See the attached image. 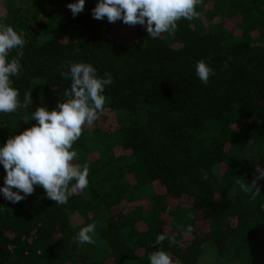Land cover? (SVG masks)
Here are the masks:
<instances>
[{
    "label": "trees",
    "instance_id": "obj_1",
    "mask_svg": "<svg viewBox=\"0 0 264 264\" xmlns=\"http://www.w3.org/2000/svg\"><path fill=\"white\" fill-rule=\"evenodd\" d=\"M74 2L0 5V24L26 41L11 78L20 107L0 113V147L36 123L38 107L63 102L67 62L113 77L103 113L72 148L74 163L89 167L88 187L64 205L40 186L18 203L0 192V264H150L157 250L173 264H264V180L255 197L240 188L264 170V43L252 38L264 28V0H202L199 19L156 39L145 26L127 37L121 20L94 19L98 0L73 17ZM200 60L215 70L207 85ZM5 176L0 164V188ZM81 218L96 224L95 243L73 241ZM158 234L167 239L149 247Z\"/></svg>",
    "mask_w": 264,
    "mask_h": 264
},
{
    "label": "clouds",
    "instance_id": "obj_2",
    "mask_svg": "<svg viewBox=\"0 0 264 264\" xmlns=\"http://www.w3.org/2000/svg\"><path fill=\"white\" fill-rule=\"evenodd\" d=\"M201 3L202 0H98L91 15L97 20L106 17L109 23L121 20L128 26H145L148 36L156 39L165 33L175 34L177 23L182 19H199L201 13L196 8ZM84 7L85 0L67 5L73 17ZM25 43L12 26L0 24V113L10 114L20 107V94L12 87L11 78L21 73ZM14 49L16 56L9 59ZM195 73L200 82L207 85L215 70L200 60L195 65ZM60 75L71 81L70 89L63 92V102H58L57 108L51 111L38 107L32 113L36 123L0 147V164L6 172L0 192L12 203L24 200L34 193L35 186H40L48 199L64 205L72 195L88 187L89 167L74 163L78 153L72 148L80 139L84 126H92L103 113L106 98L102 93L105 86L113 83V77L105 73L104 78H100L91 64L71 61ZM29 99L30 92L25 93V102ZM258 171L259 176L251 184L243 180L240 183L241 190L253 197L259 195L257 181L264 180V170ZM95 229V223L81 228L73 241L95 243L91 235ZM188 231H192L190 226ZM166 239L164 234H158L149 247L161 245ZM149 261L150 264H173L172 258L163 250L152 252Z\"/></svg>",
    "mask_w": 264,
    "mask_h": 264
},
{
    "label": "rangeland",
    "instance_id": "obj_3",
    "mask_svg": "<svg viewBox=\"0 0 264 264\" xmlns=\"http://www.w3.org/2000/svg\"><path fill=\"white\" fill-rule=\"evenodd\" d=\"M0 5H2V0H0ZM118 26L121 24L122 26V29H121V33L124 35V36H127V37H130V31H129V27L128 25H125L122 21H118ZM53 24H51L52 26ZM50 26V27H51ZM53 33H55L56 35H61V36H64V37H68V38H72L73 37V32L68 28V27H57L56 29L53 28L51 29ZM252 38L255 42L257 43H264V28L261 29L260 31H256L252 34ZM146 193V192H145ZM89 224H92L91 222L89 221H86L84 219L81 218V221H80V227L83 228V227H86L87 225ZM77 228V231L79 232L81 228ZM93 236V238H96V236H98V234L96 232H94L93 234H91ZM87 244V243H84V245ZM83 245V246H84ZM88 245V244H87ZM207 258V256H206Z\"/></svg>",
    "mask_w": 264,
    "mask_h": 264
}]
</instances>
